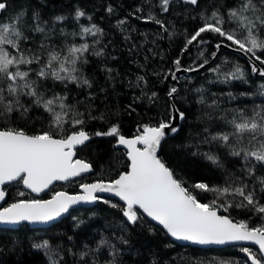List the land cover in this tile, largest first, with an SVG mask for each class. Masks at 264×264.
I'll return each mask as SVG.
<instances>
[{"label": "snow or ice", "instance_id": "6c2138e0", "mask_svg": "<svg viewBox=\"0 0 264 264\" xmlns=\"http://www.w3.org/2000/svg\"><path fill=\"white\" fill-rule=\"evenodd\" d=\"M178 262L264 264V0H0V264Z\"/></svg>", "mask_w": 264, "mask_h": 264}, {"label": "trees", "instance_id": "16d2710c", "mask_svg": "<svg viewBox=\"0 0 264 264\" xmlns=\"http://www.w3.org/2000/svg\"><path fill=\"white\" fill-rule=\"evenodd\" d=\"M168 45V41L164 40L161 42V47L162 48H167ZM123 63V62H121ZM123 131L126 134H134L135 131V124L132 120H125V126ZM59 187V186H58ZM71 188V190H75L74 186H69ZM13 195H15V193H12ZM47 198V197H45ZM238 250L237 249H232V248H224V249H214L211 252H206L203 255L205 256H216L218 259L222 258V259H231L233 258V256H235L237 254ZM179 264V262H178Z\"/></svg>", "mask_w": 264, "mask_h": 264}, {"label": "water", "instance_id": "95a60500", "mask_svg": "<svg viewBox=\"0 0 264 264\" xmlns=\"http://www.w3.org/2000/svg\"><path fill=\"white\" fill-rule=\"evenodd\" d=\"M41 195H43V194H41Z\"/></svg>", "mask_w": 264, "mask_h": 264}]
</instances>
